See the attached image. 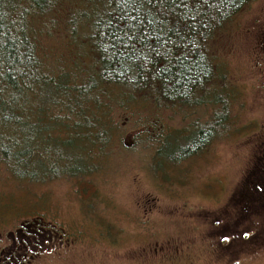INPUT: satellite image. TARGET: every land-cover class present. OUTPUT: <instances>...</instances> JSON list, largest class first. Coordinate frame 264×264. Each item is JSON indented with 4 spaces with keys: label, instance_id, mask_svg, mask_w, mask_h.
Segmentation results:
<instances>
[{
    "label": "trees",
    "instance_id": "16d2710c",
    "mask_svg": "<svg viewBox=\"0 0 264 264\" xmlns=\"http://www.w3.org/2000/svg\"><path fill=\"white\" fill-rule=\"evenodd\" d=\"M257 1L0 0V184L90 179L125 151L130 130L119 120L135 117L146 122L128 152L173 149L176 171L209 148L251 85L244 66L232 76L215 52L250 57L232 38L249 39L240 21ZM208 107L207 124L191 119ZM32 241L23 246L39 248Z\"/></svg>",
    "mask_w": 264,
    "mask_h": 264
},
{
    "label": "rangeland",
    "instance_id": "374dc122",
    "mask_svg": "<svg viewBox=\"0 0 264 264\" xmlns=\"http://www.w3.org/2000/svg\"><path fill=\"white\" fill-rule=\"evenodd\" d=\"M240 24L246 25L243 36L249 39L241 41L238 34L232 39L250 57L223 49L215 54L232 76L244 66L243 80L251 85L243 91L244 99L229 108L230 124L218 139L183 158L174 171L173 149L156 157L126 151L135 146L131 136L140 130H132L146 122L143 117L142 122L130 118L132 124L119 120L130 130L125 151L95 165L99 170L92 181L64 180L31 185L30 190L12 181L0 184L9 208L0 215V264H264V0ZM233 82L237 88L242 80ZM211 112L198 109L191 119L207 124ZM152 167L158 169V179ZM91 192L105 202L88 199ZM41 193L48 198L44 211L35 197ZM37 217L55 234L40 231L32 241L39 248L24 247L35 235ZM162 232L169 253H156Z\"/></svg>",
    "mask_w": 264,
    "mask_h": 264
},
{
    "label": "flooded vegetation",
    "instance_id": "af4514ba",
    "mask_svg": "<svg viewBox=\"0 0 264 264\" xmlns=\"http://www.w3.org/2000/svg\"><path fill=\"white\" fill-rule=\"evenodd\" d=\"M160 130V129H159ZM204 149V148H203ZM203 149L201 150V152L203 151ZM208 149V148H207ZM200 149H197L196 150V153H198V151H199ZM126 151H128V150H126ZM173 156V155H172ZM171 156V157H172ZM156 166V165H155ZM154 170H155V172H156V179H158L157 177H158V175H159V172H157L158 171V169L156 170V167H152ZM99 170V169H98ZM98 170H95V173H94V175L96 174V172L98 171ZM93 175V176H94ZM85 180V179H84ZM94 180H97V178L96 179H94ZM78 182H80V181H83V180H77ZM90 181H92V178H90ZM207 186H209L208 188H210V189H214V187H215V185L214 184H212V183H207L206 184ZM93 188V187H92ZM186 189H188V190H190V187H187ZM79 190V189H78ZM203 190H205V189H203ZM77 193H79L78 191H77ZM222 194H223V192H222ZM221 194V195H222ZM88 199H93L94 200V202H99V201H104V200H102V198L101 197H98V195L97 194H94V192H91L89 195H88ZM83 201H85V200H83ZM105 202V201H104ZM38 220H40L41 221V225L42 226H38V227H36L35 228V230H34V234H36V235H39L40 233H39V231L41 230V231H46L48 234H50V235H52V234H55L54 232H51L52 230L50 229V227H48L47 226V224H46V226H45V223H43L42 222V220H41V218H37ZM36 219V223H35V225H37V224H39V221ZM101 223H103V222H97V224L99 225V224H101ZM106 227H108V226H106ZM53 230H55L54 228H55V226L54 227H51ZM73 229H74V227H73ZM109 229L110 228H106L104 231H105V233L107 234V233H109L110 231H109ZM18 231H19V233H21L22 232V229L21 228H19L18 229ZM56 231V230H55ZM57 234V236H58V238H59V234L58 233H56ZM161 235H162V237L161 236H159V238L156 240V242H155V244H154V246H156V253H157V251H160V252H163V253H165V251L166 252H168V248H166V247H164V244L166 245H169V243H168V241L166 240V237H167V235L164 233V232H162V233H160ZM24 235V234H23ZM157 235V234H156ZM25 237H27V235H24ZM158 236V235H157ZM33 240H35L36 239V237H34L33 236V238H32ZM158 241H163V244H161V245H159L157 242ZM34 247H36L35 245H33ZM170 252V251H169ZM168 252V253H169ZM167 256V255H166ZM12 259H14V258H12Z\"/></svg>",
    "mask_w": 264,
    "mask_h": 264
}]
</instances>
